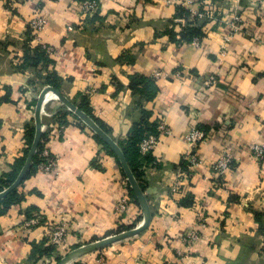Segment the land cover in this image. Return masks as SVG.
<instances>
[{
    "label": "crops",
    "instance_id": "crops-1",
    "mask_svg": "<svg viewBox=\"0 0 264 264\" xmlns=\"http://www.w3.org/2000/svg\"><path fill=\"white\" fill-rule=\"evenodd\" d=\"M10 1L0 0V180L24 157L25 134L49 77L74 104L87 95L93 116L117 143L143 113L172 130L137 168L151 213L147 228L69 264L264 260V158L249 151L264 144V0H194L212 14L194 20L166 0H99L97 14L86 19L77 14L81 0ZM39 10L47 19L40 44L55 48L46 61H36L39 42L28 40ZM234 17L242 31L229 35ZM186 27L201 31L197 45L181 42ZM211 76L216 82L208 87ZM40 119V151L58 160V175L30 169L17 199L0 200V264H58L42 225L23 227L36 212L68 223L70 249L143 222L121 164L94 132L53 95ZM193 126L211 132L196 149L206 165L224 144L232 146L235 162L223 178L208 166L188 171L184 136ZM125 196L128 207L120 213ZM191 228L199 240L187 250L179 238Z\"/></svg>",
    "mask_w": 264,
    "mask_h": 264
},
{
    "label": "built area",
    "instance_id": "built-area-1",
    "mask_svg": "<svg viewBox=\"0 0 264 264\" xmlns=\"http://www.w3.org/2000/svg\"><path fill=\"white\" fill-rule=\"evenodd\" d=\"M17 0H11V4H16ZM166 3L173 4L177 3L178 6L185 9L191 19H201V18H212L210 11L203 10L199 2L194 0H166ZM101 3L99 0H81L77 3V14L83 19L90 18L97 14ZM47 25L46 17L39 10L29 21L28 23V35L31 38V41L39 42V46L42 50L46 51L49 55L55 53V48L48 45L40 44V35L43 32ZM242 28L240 26L239 18L233 19L232 22V33H240ZM230 36L225 38L226 41H229ZM194 45L198 44V39H193L192 43ZM180 45V44H179ZM178 45V46H179ZM223 53V51H222ZM161 72H154V77H161ZM216 82L214 76H211L206 80L205 85L211 86ZM92 90L87 91V94H91ZM63 127H60L62 130ZM162 135L171 136V128L161 119L157 121L156 124V134H148L145 139L139 144V153L141 156H149L154 148L159 142V138ZM211 139V132H206L198 127H191L184 136V141L188 147V153L185 155V160L187 163L188 171L197 170L203 166H208L210 171L217 177L223 178L226 173L230 170L235 162V157L233 154L232 146L229 143H226L222 146L216 159L210 161L207 165L205 161L197 154V148L201 145H204L209 142ZM250 154L253 158L261 160L264 158V144L254 145L250 147ZM38 154V163L36 169L38 172L57 176L58 170V160L51 157L45 150H37L36 155ZM129 203V198L127 196L122 197L117 205V210L120 213L126 212ZM199 219V224H203V219ZM42 225L44 238L48 243L59 253L60 259L66 256L72 249L67 246V236L69 234V225L65 220L61 219L55 222H48L45 220L44 216L40 213H33L29 218H27L24 223V228H33L36 226ZM180 243L189 250L192 246L199 240V231L196 228H191L185 232L180 238ZM62 250V252H61ZM61 252V253H60Z\"/></svg>",
    "mask_w": 264,
    "mask_h": 264
},
{
    "label": "water",
    "instance_id": "water-1",
    "mask_svg": "<svg viewBox=\"0 0 264 264\" xmlns=\"http://www.w3.org/2000/svg\"><path fill=\"white\" fill-rule=\"evenodd\" d=\"M48 95L55 96L73 115H75L83 124H85L94 134L99 137L108 147L109 149L115 154L119 163L121 164L123 173L126 177V180L129 183L130 189L132 190L143 214V222L139 227H136L132 230H128L125 232H121L119 234H115L113 236L104 238L102 240L82 245L72 251H70L66 256L61 258L58 264H69L82 255L87 253H91L97 250H100L108 245H111L115 242L121 241L123 239L129 238L131 236L137 235L143 230L147 228L151 220V213L150 208L147 202V199L144 195L142 188L140 187L139 183L135 179L131 169L129 168L125 156L119 147L118 143L113 140L97 123L89 117L85 112L80 110L73 102H71L67 97L63 96L59 91L54 89L51 86L45 87L42 92L39 94L35 111H34V137L32 143L28 149L27 155L25 157V161L16 176L13 183L5 188L4 190L0 191V200L6 198L9 194H11L16 188L21 184L24 177L31 169L33 165L34 157L36 156L38 146L41 140L42 132H41V109L46 101Z\"/></svg>",
    "mask_w": 264,
    "mask_h": 264
},
{
    "label": "trees",
    "instance_id": "trees-1",
    "mask_svg": "<svg viewBox=\"0 0 264 264\" xmlns=\"http://www.w3.org/2000/svg\"><path fill=\"white\" fill-rule=\"evenodd\" d=\"M181 12L183 14H187V11L185 9H182ZM194 37L201 38L202 37L201 31L199 29L186 27L181 32V39L180 40H181V42L190 43ZM171 38H173V35ZM28 40H31L29 35H28ZM47 56H49V54L40 48V50H37V52H36V61H40V60L46 61L48 59ZM47 85L53 87L54 89H56L58 91L57 83L54 80H52L50 77L47 79ZM136 85H137V82L135 80H132L131 81V88L134 89L136 87ZM75 105L80 110L85 112L89 117H91L97 123V125H99L106 133H108L107 129L93 116L92 111H91L90 106H89L87 95L81 96L80 102L75 103ZM34 133H35L34 126H29L27 128V131L25 134V139L27 142V148L24 150V157L16 160L14 167H13V172L10 175H7L5 179L0 180V191H2L3 188L9 187L13 183V181L15 180L16 176L18 175V173H19V171H20V169H21V167L25 161V157L27 155L28 149L32 143ZM148 134H156V125L150 123L147 119V115L145 113H143L142 119L140 120V122L136 123L132 127L127 139L125 141L118 142V145L121 148V150L125 156L127 164L129 166V168L131 169L135 179L137 180L140 187L142 188V190H143V186H142V181H141V174H139L137 168L138 167H144L147 163L148 157L147 156L143 157L140 155L139 144L145 139V137ZM97 140L101 144H103L106 148L109 149V147L99 137H97ZM41 145L42 144L39 143L38 152L41 149ZM113 156H115V155L113 154ZM38 162L39 161H38V154H37L33 160V165L31 167L32 171H37L36 165ZM14 193H15V190L11 194H9L7 196V198H9V200H10V198H11V200H16L17 198L13 196ZM131 194H132V191H131ZM132 197L134 198V194H132ZM50 248L53 249V247H51V246H50ZM50 248H48L47 250H49ZM58 260H60V258Z\"/></svg>",
    "mask_w": 264,
    "mask_h": 264
},
{
    "label": "rangeland",
    "instance_id": "rangeland-1",
    "mask_svg": "<svg viewBox=\"0 0 264 264\" xmlns=\"http://www.w3.org/2000/svg\"><path fill=\"white\" fill-rule=\"evenodd\" d=\"M5 188H3V190H4ZM130 230H132V229H130ZM126 231H128V230H126ZM123 232H125V231H123ZM121 233V232H120ZM119 234V233H118ZM82 246V245H81ZM78 247H80V245L79 246H77V247H75V248H72V250H74V249H76V248H78ZM71 250V251H72ZM263 251H264V248H263ZM263 258H264V255H263ZM61 260V259H60ZM241 264H264V260H261V258H259L258 260H254V261H250V260H245V261H242L241 262Z\"/></svg>",
    "mask_w": 264,
    "mask_h": 264
}]
</instances>
